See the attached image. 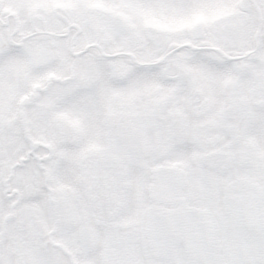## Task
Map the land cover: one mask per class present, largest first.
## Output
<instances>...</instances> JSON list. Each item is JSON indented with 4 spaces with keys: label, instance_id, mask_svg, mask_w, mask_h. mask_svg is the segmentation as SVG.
Wrapping results in <instances>:
<instances>
[{
    "label": "snow or ice",
    "instance_id": "1",
    "mask_svg": "<svg viewBox=\"0 0 264 264\" xmlns=\"http://www.w3.org/2000/svg\"><path fill=\"white\" fill-rule=\"evenodd\" d=\"M0 264H264V0H0Z\"/></svg>",
    "mask_w": 264,
    "mask_h": 264
}]
</instances>
